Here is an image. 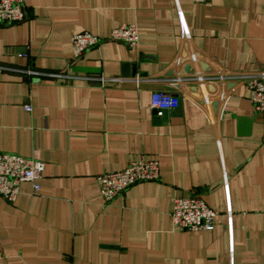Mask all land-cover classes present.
I'll use <instances>...</instances> for the list:
<instances>
[{
  "label": "crops",
  "instance_id": "obj_1",
  "mask_svg": "<svg viewBox=\"0 0 264 264\" xmlns=\"http://www.w3.org/2000/svg\"><path fill=\"white\" fill-rule=\"evenodd\" d=\"M23 9V22L0 26V153L45 169L37 194L23 183L14 202L0 198V264H264L262 117L246 84L199 79L264 71V0H24ZM122 24L136 26L135 48L103 40L73 61L72 36L104 39ZM133 69L138 85L86 79ZM58 73L68 78L48 76ZM156 91L179 98L160 119ZM140 160L159 163L158 179L104 202L96 176ZM189 196L217 213L212 231L172 226L174 199Z\"/></svg>",
  "mask_w": 264,
  "mask_h": 264
},
{
  "label": "built area",
  "instance_id": "obj_2",
  "mask_svg": "<svg viewBox=\"0 0 264 264\" xmlns=\"http://www.w3.org/2000/svg\"><path fill=\"white\" fill-rule=\"evenodd\" d=\"M196 4H202L207 0H192ZM24 0H0V26L13 25L23 22L26 13L23 9ZM138 31L135 25L122 24L110 31L107 37L101 39L88 32L75 34L71 38L73 61L78 60L87 50L96 47L101 41H113L124 44L127 48H135L138 45ZM188 39L187 34L181 36ZM187 61L201 63L202 58L190 54ZM179 61V60H178ZM28 76L40 75L36 71H25ZM52 78H68L65 74H48ZM90 83L103 85L105 82L134 83L138 85L142 79L139 77L105 79L86 78ZM202 82H242L251 91L250 102L255 112L263 120L264 125V71L256 74H231L218 73L214 76L199 78ZM223 99V95L219 97ZM205 104H209L207 98ZM179 106L177 95L156 91L151 94L150 108L155 112L157 119L163 117L168 110ZM26 112L32 110L29 104L24 106ZM45 166L35 157H24L11 153H0V198L12 203L16 200L21 184L30 183L32 190L37 194L40 190L39 181L42 179ZM159 177V163L156 160L134 161L119 171L106 172L96 176L99 195L104 202H111L116 196L123 194L129 187L137 183L156 181ZM226 185V175H224ZM217 213L209 208L205 202L196 196L177 197L173 201L170 218L172 226L185 231H212L214 218Z\"/></svg>",
  "mask_w": 264,
  "mask_h": 264
},
{
  "label": "water",
  "instance_id": "obj_3",
  "mask_svg": "<svg viewBox=\"0 0 264 264\" xmlns=\"http://www.w3.org/2000/svg\"><path fill=\"white\" fill-rule=\"evenodd\" d=\"M200 67H201V69H202L203 71H208V66H207L206 64L202 63V62L200 63ZM189 70H190V65H185L184 68H183V72H184L185 74H189ZM172 73H173V72H169L168 75L170 76V75H172ZM135 75H136V70L133 69L132 72H131V77H135ZM229 86H230V85H229ZM229 86H228V87H229ZM194 89H195V88L193 87L192 90H194ZM209 90H210V91H213V87H210V86H209ZM216 106H217V102H214V103H213V107H216Z\"/></svg>",
  "mask_w": 264,
  "mask_h": 264
}]
</instances>
